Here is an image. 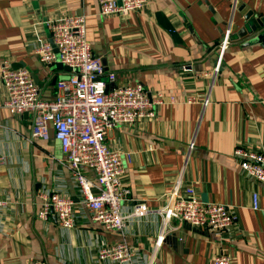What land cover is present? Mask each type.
Wrapping results in <instances>:
<instances>
[{
  "label": "crops",
  "instance_id": "obj_1",
  "mask_svg": "<svg viewBox=\"0 0 264 264\" xmlns=\"http://www.w3.org/2000/svg\"><path fill=\"white\" fill-rule=\"evenodd\" d=\"M98 11V0H0V63L28 69L42 98L53 99L54 79L70 70L44 66L34 48L48 38L47 19L83 13L92 54L115 74L110 86L138 82L164 96L153 118L106 132L130 189L123 213L140 204L149 212L128 216L123 231L91 220L53 130L47 140L31 138L30 115L2 105L0 82V264H121L96 255L117 242L133 251L127 264H211L221 251L232 264H264V183L247 175L234 155L236 147L264 151V44L238 34L249 11L264 19V0H150L124 16ZM225 38L230 43L220 54ZM191 96L197 100L188 102ZM82 169L94 179L91 168ZM186 188L201 201L227 206L237 223L221 234L174 219L163 226L155 210ZM39 191L76 201L71 228L54 216H36Z\"/></svg>",
  "mask_w": 264,
  "mask_h": 264
},
{
  "label": "built area",
  "instance_id": "obj_2",
  "mask_svg": "<svg viewBox=\"0 0 264 264\" xmlns=\"http://www.w3.org/2000/svg\"><path fill=\"white\" fill-rule=\"evenodd\" d=\"M149 2L98 0V13L102 17L124 16L146 8ZM44 23L48 38L40 40L34 52L44 66L61 63L69 68L70 75L54 79L57 93L53 99H45L28 69L14 67L4 59L0 63V82L5 94L2 105L11 114L30 115L31 138L47 140L49 128L53 130V137L59 142L81 193L80 202L91 220L105 229L123 231L128 216L144 215L149 210L140 204L129 214L123 213V202L128 199L130 189L122 180V156L106 142V132L115 126L153 118L164 96L159 92L150 94L138 82L110 86L115 74L104 70L100 58L92 54L85 38L83 13H60ZM229 43L227 38L219 43L220 54ZM216 72L217 68L208 74L215 77ZM187 100L195 102L197 99L191 96ZM234 155L247 175L264 183V151L236 147ZM124 156L129 159L128 154ZM84 167L94 171V179L84 173ZM37 196L40 199L36 214L39 219L48 220L54 216L63 228L74 225L75 200L59 191H39ZM4 206L5 201L0 197V209ZM252 207L259 208L257 193L252 194ZM155 211L161 216L163 226L174 219L178 224L214 234L224 233L237 223L227 206L201 201L191 188H186L184 195L170 194L165 204ZM163 236L162 230L157 245ZM96 255L99 260L127 264L133 251L124 242H117L101 246ZM29 264L41 263L32 261ZM211 264H232V258L226 252H217Z\"/></svg>",
  "mask_w": 264,
  "mask_h": 264
},
{
  "label": "water",
  "instance_id": "obj_3",
  "mask_svg": "<svg viewBox=\"0 0 264 264\" xmlns=\"http://www.w3.org/2000/svg\"><path fill=\"white\" fill-rule=\"evenodd\" d=\"M245 19L246 22L239 29V36H251L248 40L249 43L261 42L264 44V19H260L256 15L253 17L251 11L245 15ZM58 65L63 66L61 63Z\"/></svg>",
  "mask_w": 264,
  "mask_h": 264
}]
</instances>
